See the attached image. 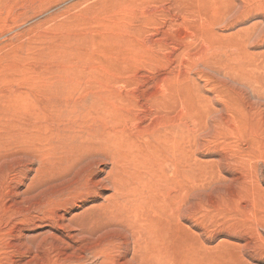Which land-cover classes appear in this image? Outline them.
I'll return each instance as SVG.
<instances>
[{
  "label": "rangeland",
  "instance_id": "obj_1",
  "mask_svg": "<svg viewBox=\"0 0 264 264\" xmlns=\"http://www.w3.org/2000/svg\"><path fill=\"white\" fill-rule=\"evenodd\" d=\"M0 264H264V0H0Z\"/></svg>",
  "mask_w": 264,
  "mask_h": 264
},
{
  "label": "bare ground",
  "instance_id": "obj_2",
  "mask_svg": "<svg viewBox=\"0 0 264 264\" xmlns=\"http://www.w3.org/2000/svg\"><path fill=\"white\" fill-rule=\"evenodd\" d=\"M95 133H98V132H95ZM95 133H94V134H95ZM98 135H99V134H98ZM95 136H96V134H95ZM94 138H95V137H94ZM86 140H87V139H86ZM86 140H85V141H86ZM58 141H59V140H58ZM34 142H35V141H34ZM87 142H88V141H87ZM87 142H86V143H87ZM90 142H91V141H90ZM98 142H99V141H98ZM99 143H100V142H99ZM173 143H174V141H173ZM57 144H58V143H57ZM59 144H60V143H59ZM79 144H80V143H79ZM83 144H84V143H83ZM88 144H89V142H88ZM61 145H62V144H61ZM89 145H90V144H89ZM34 146H35V145L33 144V147H34ZM47 146H48V145H47ZM74 146H75V145H74ZM86 146H87V145H86ZM41 147H42V146H41ZM44 147H46V146H44ZM51 147H52V146H51ZM63 147H64V146H63ZM78 147H79V146H78ZM81 147H82V145H81ZM55 148H56V147H55ZM57 148H58V145H57ZM59 148H60V146H59ZM83 148H85V147H83ZM83 148H82V149H83ZM98 148H99V147H98ZM98 148H97V149H98ZM45 149H46V148H45ZM43 150H44V149H43ZM78 150H79V149H78ZM78 150H77V151H78ZM88 150H89V149H88ZM58 152H59V151H58ZM62 152H63V150H62ZM83 152H84V151H83ZM85 152H86V151H85ZM52 153H53V152H52ZM39 156H41V154H40ZM27 157H28V156H27ZM57 159H58V158H57ZM98 162H99V161H98ZM38 163H39V162H38ZM96 164H97V163H96ZM12 166H13V165H12ZM91 166H93V165H91ZM91 166H90V167H91ZM131 175H132V174H131ZM132 176H133V175H132ZM127 180H128V179H127ZM92 182H93V181H92ZM90 183H91V182H90ZM76 185H77V184H76ZM92 185H93V184H92ZM78 186H79V185H78ZM95 186H98V185H95ZM88 187H89V186H88ZM72 188H73V187H72ZM129 188H130V187H129ZM85 189H86V188H85ZM73 190H74V189H73ZM87 194H88V193H87ZM79 195H80V194H79ZM77 196H78V195H77ZM124 198H125V197H124ZM128 198H129V197H128ZM129 199H130V198H129ZM133 200H135V199H133ZM166 201H167V200H166ZM126 205H127V204H126ZM132 207H133V205H132ZM132 207H131V208H132ZM134 207H135V206H134ZM122 208H123V206H122ZM125 208H126V207H125ZM125 208H124V209H125ZM126 209H127V208H126ZM134 210H135V209H134ZM136 210H137V209H136ZM174 210H175V209H174ZM175 212H176V211H175ZM170 215H171V214H170ZM129 216H130V215H129ZM177 216H178V214H177ZM179 216H180V215H179ZM111 218H112V217H111ZM138 218H140V217H138ZM141 219H142V218H141ZM135 220H136V219H135ZM131 221H132V220H131ZM144 221H145V220H144ZM139 222H140V221H139ZM143 223H144V222H143ZM128 224H129V223H128ZM139 224H140V223H139ZM132 225H133V224H132ZM126 226H127V225H126ZM130 227H133V226H130ZM143 228H145V227H143ZM125 229H126V228H125ZM146 229H147V227H146ZM130 232H132V231H130ZM125 233H126V232H125ZM147 233H148V232H147ZM126 234H128V233H126ZM140 236H141V235H140ZM126 237H128V236H126ZM129 237H131V236H129ZM138 237H139V235H138ZM132 240H133V238H132ZM125 241H126V240H125ZM133 241H134V240H133ZM130 242H131V241H130ZM130 242H129V243H130ZM127 244H128V243H127ZM127 244H126V245H127ZM101 247H102V246H101ZM101 247H100V248H101ZM133 247H135V246H133ZM126 248H127V247H126ZM128 248H129V247H128ZM149 251H150V250H149ZM156 255H157V254H156Z\"/></svg>",
  "mask_w": 264,
  "mask_h": 264
}]
</instances>
